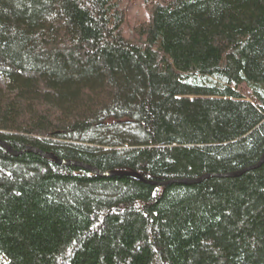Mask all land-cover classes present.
<instances>
[{"label": "trees", "instance_id": "16d2710c", "mask_svg": "<svg viewBox=\"0 0 264 264\" xmlns=\"http://www.w3.org/2000/svg\"><path fill=\"white\" fill-rule=\"evenodd\" d=\"M241 85L264 111V0H0V140L145 180L0 145V264H264V162L158 185L260 160L264 120L223 157L214 103L195 140L158 122L156 93Z\"/></svg>", "mask_w": 264, "mask_h": 264}, {"label": "rangeland", "instance_id": "374dc122", "mask_svg": "<svg viewBox=\"0 0 264 264\" xmlns=\"http://www.w3.org/2000/svg\"><path fill=\"white\" fill-rule=\"evenodd\" d=\"M1 82H4V80L1 79ZM164 101L167 104L166 111H182V113H179V117H184L182 121H184L186 124L185 128L174 126L173 129L168 132V139L171 141H174L175 133H183L184 136L187 137V139L192 138L191 140H195L192 135L196 134L197 132H193L194 134L191 133L192 131H195L194 127H197L201 121L204 123L208 120L207 118H205V120H202L203 117H198L196 112H198V109L201 108L200 106L203 102L215 104V109L212 111L215 127L211 130L215 131V133L219 135V132H221V129L224 127L223 123H226V129H229V131L226 134H224L223 132V136L215 137L214 143H196V145H213L216 148H214L215 150H212V152H214V154H216L218 157L225 156L227 152H222L221 150H218L217 147L221 145H225L224 147H226V144L235 145V143L239 142L240 139L243 138V136L246 134L247 131L250 130L251 127H255L257 123H260L262 120H264V111L259 107V104L253 99L251 91L245 85L236 87L234 88V90L223 91L222 93H215L204 89L182 87L178 92H176L172 96V98H169L167 100H163V94L161 95L159 93H156L155 105L156 113L158 116V122L159 125L163 127V129L167 130V126H165L164 120L162 118L165 113ZM202 110L205 111L206 109ZM239 113H246L251 118L248 120L247 123V125L249 126L248 128H244L243 122L239 123L237 119ZM194 114L196 115V118L190 120L189 117L193 116ZM252 115H256L259 118H257V120H252ZM251 121H253L252 124H250ZM222 138L228 139V141L220 142L223 140ZM1 258H3L2 255H0V259Z\"/></svg>", "mask_w": 264, "mask_h": 264}, {"label": "water", "instance_id": "95a60500", "mask_svg": "<svg viewBox=\"0 0 264 264\" xmlns=\"http://www.w3.org/2000/svg\"><path fill=\"white\" fill-rule=\"evenodd\" d=\"M0 145L4 149H6L9 153H11L12 155H18V154L22 153L23 151H29V152H33L35 154H38V155H40L42 157L52 159L56 163H59V164L81 167V168H83L85 170H88V171L92 172L95 175H98V176H131V177H135V178L141 179L142 181H145L144 178L139 173H136V172L119 171V170H117V171H109V172H102V171H98L97 169H95V168H93V167H91L89 165H86V164H83V163H80V162H77V161L60 160L57 157H55L54 154L48 153V152H44V151H42V150H40L38 148H35V147H27V148H25L24 150H22L20 152H16L8 144H6L5 142H3L1 140H0ZM263 162H264V154L262 155V157L260 158V160L257 163H255L254 165L248 166V167H246V168H244L242 170L229 172V173H226V174H205L202 177L197 178V179L171 180V181L164 182V183H158V185H167V184H170V183L196 184V183H200L201 181H203L205 179H208V178H211V177H230V178L238 177V176L242 175L243 173H245L247 171H250V170H253V169H256V168L260 167L263 164ZM150 183H152V182H150ZM152 184H155V183H152Z\"/></svg>", "mask_w": 264, "mask_h": 264}]
</instances>
